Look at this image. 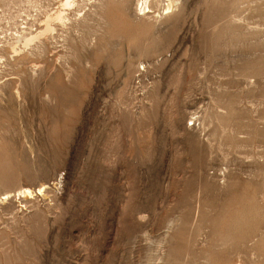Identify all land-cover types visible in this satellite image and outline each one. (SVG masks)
<instances>
[{
	"label": "rangeland",
	"instance_id": "obj_1",
	"mask_svg": "<svg viewBox=\"0 0 264 264\" xmlns=\"http://www.w3.org/2000/svg\"><path fill=\"white\" fill-rule=\"evenodd\" d=\"M65 1L0 0V264H264V0Z\"/></svg>",
	"mask_w": 264,
	"mask_h": 264
},
{
	"label": "bare ground",
	"instance_id": "obj_2",
	"mask_svg": "<svg viewBox=\"0 0 264 264\" xmlns=\"http://www.w3.org/2000/svg\"><path fill=\"white\" fill-rule=\"evenodd\" d=\"M66 1H67V2H66ZM66 1H65V2H66V5H68V4H69V0H66ZM139 2H140V1H139ZM146 2H147V0L142 1V2H141V3H142L141 5H143V4L146 5ZM168 4L170 5V3H168ZM169 5H167V8H166L167 10H169V7H171V6H169ZM140 8H141V7H140ZM144 9H145V8H144ZM140 11H142V10H140ZM163 11H164V10H163ZM57 15H58V14H57ZM55 16H56V15H55ZM141 16H142V15H141ZM61 18H62V17H61ZM56 19L59 20V19H60V16H57ZM48 30H49V26L47 25L46 28H45V32L48 31ZM43 32H44V31H43ZM43 32H42V34H43ZM45 32H44V33H45ZM49 32H50V31H49ZM38 34L40 35L41 33H38ZM34 36H35V35H34ZM34 38H36V37H33V38H30V39L26 40V41H25V44L27 45V44H29V43H32L31 41H32ZM44 188H46V187H43V186L41 185V187L37 190L38 193H39V192H42V190H43ZM37 191H36V192H37ZM32 193H33V192H32ZM22 194H23V195L32 196V195H30L31 193H30L28 190L23 191ZM21 196H22V195H21ZM42 196H43V195H42ZM16 197H18V196H16ZM24 197H25V196H24ZM26 197H27V196H26ZM26 197H25V198H26Z\"/></svg>",
	"mask_w": 264,
	"mask_h": 264
}]
</instances>
